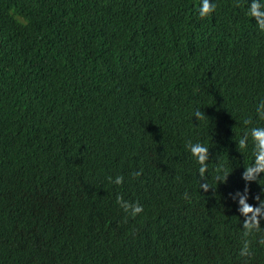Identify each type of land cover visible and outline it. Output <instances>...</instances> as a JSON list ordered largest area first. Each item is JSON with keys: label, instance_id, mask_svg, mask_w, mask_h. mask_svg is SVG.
<instances>
[{"label": "trees", "instance_id": "1", "mask_svg": "<svg viewBox=\"0 0 264 264\" xmlns=\"http://www.w3.org/2000/svg\"><path fill=\"white\" fill-rule=\"evenodd\" d=\"M202 2L0 0V264H264V29Z\"/></svg>", "mask_w": 264, "mask_h": 264}, {"label": "clouds", "instance_id": "2", "mask_svg": "<svg viewBox=\"0 0 264 264\" xmlns=\"http://www.w3.org/2000/svg\"><path fill=\"white\" fill-rule=\"evenodd\" d=\"M215 7L216 4L210 3V0H203L202 5L199 9V14L201 16H206L210 12H212ZM250 14L257 18L259 27L261 29H264V0H252ZM261 108H264V103H262ZM258 111H260V109H258ZM195 115L197 117L201 115L199 110H197ZM261 115H264V112H261ZM251 136L254 142V162L251 165L245 166L243 177L247 181L259 180L260 182L261 179H264V177L260 176V174L264 172V126L253 127L251 129ZM239 144L242 147H246V138H241L239 140ZM188 147L190 148L191 154L199 162V172L203 177L208 167L206 162L209 160V146L205 143L197 141L195 143L189 142ZM217 179L221 180L224 178L218 175ZM116 182L122 183L123 176H117ZM209 186L210 185L208 183L201 184V187L204 189H207ZM256 199L260 200V204L258 206L250 204L247 200L246 195H240L239 197V204L241 206L240 211L246 216V219L244 221L246 235L248 234V232H251L259 227L260 218L264 216V204H262L264 200H261L259 195H257ZM120 202L125 208V211L131 208L133 215L143 211V205L139 203L130 204L129 202L124 201L122 197L120 198ZM249 212H251V216L247 215ZM241 252L242 254L250 253L249 242L247 240L244 242V247L241 249Z\"/></svg>", "mask_w": 264, "mask_h": 264}]
</instances>
